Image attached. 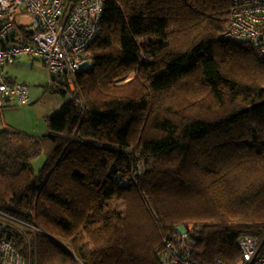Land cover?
Wrapping results in <instances>:
<instances>
[{
	"label": "trees",
	"instance_id": "trees-1",
	"mask_svg": "<svg viewBox=\"0 0 264 264\" xmlns=\"http://www.w3.org/2000/svg\"><path fill=\"white\" fill-rule=\"evenodd\" d=\"M230 6L104 0L74 89L48 83L67 99L47 132L0 131V237L25 262L161 264L178 227L200 264L263 243L264 105L244 110L264 100V62L221 38Z\"/></svg>",
	"mask_w": 264,
	"mask_h": 264
},
{
	"label": "built area",
	"instance_id": "built-area-1",
	"mask_svg": "<svg viewBox=\"0 0 264 264\" xmlns=\"http://www.w3.org/2000/svg\"><path fill=\"white\" fill-rule=\"evenodd\" d=\"M228 25L221 38L247 41L256 57L264 62V0H230ZM104 12V0H0V106L15 98L19 105L28 102V87L10 84L3 68L21 57L40 59L48 83L64 79L74 88V79L88 63L87 50L97 38ZM32 18L26 40L18 45H3L15 33L16 19ZM88 65V64H87ZM161 264H200L191 260L189 234L178 227L161 237ZM264 241L250 236L238 242L240 259L236 264H264ZM0 264H28L0 237ZM212 264H228L216 259Z\"/></svg>",
	"mask_w": 264,
	"mask_h": 264
},
{
	"label": "crops",
	"instance_id": "crops-1",
	"mask_svg": "<svg viewBox=\"0 0 264 264\" xmlns=\"http://www.w3.org/2000/svg\"><path fill=\"white\" fill-rule=\"evenodd\" d=\"M32 18L20 16L16 19L17 32L7 45L23 43L22 31H28ZM3 75L10 84H24L28 87V102L19 105L11 97L5 106H0V131L17 130L34 136L47 132L45 119L58 112L67 98L49 91L46 69L40 59L31 57L18 58L14 64L3 68Z\"/></svg>",
	"mask_w": 264,
	"mask_h": 264
},
{
	"label": "rangeland",
	"instance_id": "rangeland-1",
	"mask_svg": "<svg viewBox=\"0 0 264 264\" xmlns=\"http://www.w3.org/2000/svg\"><path fill=\"white\" fill-rule=\"evenodd\" d=\"M87 64H88V63H87ZM87 64L84 65V68H86ZM84 68H83V69H84ZM132 77H133V76L130 75V76L127 78V80H130ZM68 88H69L70 91H72V90L74 89L73 86H72V87H69V86H68ZM42 162H43V158L40 157L38 160L34 161V163H33V168H34V169H39L40 166H41V164H42Z\"/></svg>",
	"mask_w": 264,
	"mask_h": 264
},
{
	"label": "water",
	"instance_id": "water-1",
	"mask_svg": "<svg viewBox=\"0 0 264 264\" xmlns=\"http://www.w3.org/2000/svg\"><path fill=\"white\" fill-rule=\"evenodd\" d=\"M263 92H264V89H263ZM263 105H264V100L262 102H259L257 104H254L250 108L245 109L244 112H248L250 109L253 110V109L258 108V107H261Z\"/></svg>",
	"mask_w": 264,
	"mask_h": 264
}]
</instances>
